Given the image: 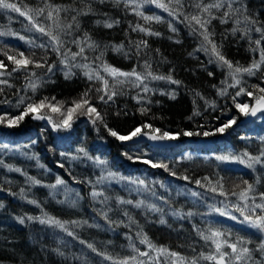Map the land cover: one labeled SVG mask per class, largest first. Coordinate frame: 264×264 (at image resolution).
I'll list each match as a JSON object with an SVG mask.
<instances>
[{"label": "trees", "instance_id": "obj_1", "mask_svg": "<svg viewBox=\"0 0 264 264\" xmlns=\"http://www.w3.org/2000/svg\"><path fill=\"white\" fill-rule=\"evenodd\" d=\"M12 2H16L22 10L25 5L35 9L44 7L45 4V0ZM47 2L69 9L67 12L61 11L58 15L62 26L71 23L72 16L77 15L72 9L87 13L77 16L79 29L74 31V36L82 38L86 33L92 41L101 46L124 45L120 52L114 51L111 47L103 49V60L108 65L122 71H131L135 67L138 72H143L142 63L147 59L154 74L171 75L172 79L180 83L151 80L149 77L145 83L152 91L145 94L140 89L121 85L118 89H123V94L113 97L114 102L109 101L107 104L100 102L94 90L100 86L99 81H89L83 74L84 70L78 68H72L74 75L66 79L64 71L67 69H64L55 53L51 51L45 53L43 49L30 47L28 43L33 41L39 45L46 42L48 37L37 32L28 20L18 13L0 10V31L18 34L0 37V51L16 55L18 59V53L23 51L33 60L44 57L48 63L55 64L51 80L37 89L35 95L37 101L45 96L55 97V101L52 102L64 101L66 108L71 106L73 100H78L86 89L93 88L89 93L92 106L104 116L108 128L122 135L129 134L136 127H141V132L151 133L152 129L158 128L173 135L183 131H214L229 117H234L236 124L226 129L224 134L190 137L180 134L173 148L162 149L145 144L126 145L124 144L126 141H119L110 136L103 125L97 130L88 117L79 112L75 114L70 130H53L47 120H33L31 115L26 116L18 127L8 128L0 125V161L3 162V165H0V204L3 205L0 207V264H110L93 253L85 244H81L80 240L93 244L100 251L113 257L123 258L137 255L129 248L130 241L126 238L128 236L132 237L131 243H135L141 251L147 250L136 237V233L141 230L157 247L167 248L190 260L200 252L207 254L209 251L205 241L193 230V225L202 230H206L210 225L220 228L225 233H231L233 240L244 237L251 242L248 247L257 248L264 236L248 227L246 223L217 214L214 209L224 207L221 203L224 197L207 191L205 187L197 186L194 181L201 179L202 184L210 187L202 180L203 177L207 176L213 182L223 177L224 189L229 193L233 190L239 192L245 188L244 181L253 184L258 192H264V166L256 165L253 170L237 162H222L216 159L217 156L235 155L244 151L257 155L264 149V114L253 121L245 122L246 116L239 113L231 99V94L240 86L254 91L255 97L264 95L258 89L252 88L253 85L264 87L262 82L264 65H261V71L256 72L254 76L244 74L241 85L228 88L229 95L222 97L218 90L224 87L221 81L225 79L226 73L215 63H209V56L204 52L196 51L200 47L202 37L194 34L186 22L173 20L167 12L155 5H144L139 10L146 15L161 16L163 19L160 22L144 21L142 17L136 15L134 5L125 8L123 2L117 4L115 0H47ZM163 2L167 4L168 0ZM197 2L199 0H188L190 4ZM237 7L248 17L256 20L259 26L264 27V0H236L233 8ZM227 10L225 0L223 8L219 11L214 8L212 12L220 17ZM184 11L193 13L198 10L186 6ZM30 14L35 15L34 12ZM244 14H230L227 23H221L219 18L213 19L208 28L212 33L210 39L217 44L222 54L233 64L239 63L247 67L253 60L259 61L261 51H264V40L257 46L254 41L260 38V33L254 30L248 33L252 43L242 31L233 33L234 27L240 29L254 27L244 20ZM46 15L47 9L44 13V16ZM206 15L205 13L204 16ZM44 16L38 19L44 26H51L55 31L56 25L53 20L57 19V13H53V20H45ZM237 19L241 21L239 25L235 24ZM97 21L100 23L97 24ZM106 21L119 23H113L112 28H107L104 26ZM169 21H172L173 27L176 28L175 32L169 29ZM137 24L159 32L160 35H146L138 30L133 31L130 25L134 27ZM193 24L195 25V22ZM195 27L199 28V25ZM19 36L25 39L21 40ZM71 38L65 37L69 40ZM140 40H146L148 48L142 49V54L137 57L135 46L130 42ZM67 46L73 52L78 51L75 45ZM81 46L85 47L84 55L88 60L84 61L77 57V62L91 63L98 52L88 49L87 44L82 43ZM124 51L129 52L128 57L124 55ZM31 53L35 55H30ZM0 60L5 61L9 72L15 67L3 55H0ZM92 67L95 68L96 64H92ZM29 69L39 74L45 71L34 69L32 65H29ZM209 71L213 73L212 76L208 75ZM100 72L111 84L113 78L104 73L102 68ZM44 79H47V76ZM0 80L8 81L6 84H0V89H3L0 100H11L15 104L17 94H25L24 88L28 81L24 70L14 72L11 76L0 77ZM9 84L12 87H9ZM162 92L165 94L162 95ZM196 93L200 95L197 96ZM27 95H32L31 90ZM147 101L151 103H146ZM205 101L209 103L206 104ZM236 101L248 103L251 107L255 99L242 94L236 97ZM213 102L215 108L211 106ZM142 106L149 109L144 114L140 112ZM197 109L200 115L194 116L193 112ZM42 111L51 115L54 120L58 121L61 118L59 114L51 113L48 109ZM117 112L120 115H116ZM5 114L10 118L18 112L7 104H0V115ZM97 124L99 125V121ZM144 124H150L152 128H143ZM201 125L204 126L203 129L199 127ZM80 147H84L92 158L99 157L107 161L105 176L111 171L119 178L96 185L97 191H103L104 195L109 197L107 205L94 201L90 195L92 185L101 175L103 166H97L93 160L84 158L82 153L77 152ZM125 153L131 155L133 159H128ZM137 157L166 164L176 175H171L162 167L152 168L141 162V159H136ZM17 168L21 171H15ZM184 176L189 177V180L180 178ZM29 177L39 183H32ZM57 178L63 179L66 183L54 189L50 186L55 184ZM139 180H144L145 185L129 183ZM193 191L199 195L192 196ZM117 197L132 200L134 203L144 201L145 204L161 207L167 222L159 223L160 213L149 211L145 207L137 209L131 205L118 204ZM101 199L103 197L97 198ZM230 199L235 201L236 197L230 196ZM164 200H167V203H164ZM107 208H111L108 215L115 222L111 225L98 215V210ZM173 210H178L182 214L191 212L193 215L181 219L171 215ZM228 210L231 211V208ZM124 211L129 212L133 223L123 215ZM44 213L61 221H80L79 226L67 224L78 239L68 236L58 228L40 224L38 220L27 219L42 217ZM236 215L239 217V213ZM21 218L24 219L23 224L19 222ZM85 221L86 223H83ZM211 247L214 249V246ZM151 255L157 257L160 264H171L176 259L154 251ZM143 259L146 258L138 257V260ZM260 259L261 253L254 252L253 261ZM129 264H137V261H129ZM153 264H156L155 260ZM200 264L209 262L201 260Z\"/></svg>", "mask_w": 264, "mask_h": 264}, {"label": "snow or ice", "instance_id": "obj_2", "mask_svg": "<svg viewBox=\"0 0 264 264\" xmlns=\"http://www.w3.org/2000/svg\"><path fill=\"white\" fill-rule=\"evenodd\" d=\"M117 4L123 2L125 8L130 5H134V10L136 15L142 17L144 21H162L161 16L154 15H146L143 11H140L144 5H155L157 8L162 9L167 12L173 20H179L181 23H187V26L190 27L191 31L194 34H198L202 37L200 47L196 49V51H202L206 55L209 56V63H215L222 70H225V79L221 81V84L224 87L218 90V94L223 96L229 95L227 89L231 87H236L241 85L243 75L251 77L256 74V72L261 71V65H264V51H261L259 61L253 60L252 63L247 66H241L239 63L233 64V62L229 61L222 52L218 49L217 44L210 39L212 33L209 31L208 26L213 19H220L221 23H227L228 17L230 14H244L241 8H233V3L236 0H226L228 10L223 13L222 16L217 17L213 14L212 9H216L219 11L221 8L225 6V0H213V2L205 3L204 0H199V2L195 4L188 3V0H168V3L165 4L163 0H115ZM193 7L197 9V12L188 13L185 12V7ZM47 9V15L44 16L45 10ZM0 10H8L10 12L18 13L20 16L25 17L29 24H31L32 28H34L37 32L43 34L48 37L46 42H42L39 45H36L33 41H29L30 47H38L43 49L45 53L51 51L56 54L58 60L62 65H64L65 78H71L74 73L72 72V68H78L84 70V75L88 78L89 81H99L100 86L95 87V92L97 94V99L100 102L107 104L109 101H113V97L123 94V89H118V86L121 85H129L132 88L140 89L143 93H148L152 91L148 87V84L145 83L146 80L150 77L151 80H163L173 84H179L180 82L172 79L171 75H158L154 74L151 71V63L149 60L145 59L142 63L143 72H138L135 67L132 68L131 71H122L113 66L108 65L103 60L104 51L103 49H107L111 47L114 51L120 52L124 49V45H103L92 41L90 37L85 33L82 38H78L74 36V31L79 29V23L77 21V16L81 14H87L82 12V10L72 9V11H76L77 15L72 16L71 23H68L66 26H62L59 23L58 15L61 11L67 12L69 9L62 8L61 6H54L45 0L44 7H37L35 9H31L28 6H24L23 10L16 2H12V0H0ZM35 13L32 15L30 13ZM57 13V19L53 20V13ZM207 14L204 16V14ZM44 16L45 20H53V23L56 25V30L54 31L51 26H44L43 22L38 18ZM204 17L203 19L201 17ZM181 17H183L181 19ZM244 20L247 21L248 24L253 25V28L245 27L240 29L238 27H234L232 29L233 33L236 31H242L244 35L248 36V33L251 31H255L256 33H260V38L256 39L254 43L259 46L261 41L264 40V27L259 26L257 21L248 17L244 14ZM199 25V28L195 27L193 24ZM100 21H97L99 24ZM113 23H119V21L114 22H105L104 26L107 28H112ZM241 21L237 19L235 21L236 25H239ZM168 27L172 32L176 31V28L173 27L172 21L168 22ZM133 31H139L141 33H145L146 35H160L159 32H155L150 28H146L143 25L137 24L134 27L130 25ZM5 35H18L11 32L0 31V37ZM65 37H72L70 40L65 39ZM19 39L24 40L23 36H19ZM249 42L252 43L251 36H248ZM83 44H87L88 49L98 52V54L93 58L91 63H80L77 62V57H80L82 60L87 61L88 57L85 54V47L81 46ZM133 43L135 46V55L139 57L142 54V49L148 48V42L146 40H140ZM72 44L78 48V51L73 52L70 47L67 45ZM210 45V47H209ZM159 50H157L158 52ZM146 55V53H144ZM0 55L6 57L7 61H10L12 65L11 71H8V66L6 65L4 60H0V77H4L5 75L11 76L12 73L24 70L25 77L28 83L24 88V95L17 94V99L15 104L11 100H0V104H7L9 107L17 110L18 114L12 117H8L7 114L0 115V125H5L8 128L18 127L19 123L25 119L26 116L31 115L33 120H47V122L52 126L53 130H70L72 128V123L74 121V116L77 112L81 115L87 116L89 121L93 124L94 127L99 130V126L103 125V127L108 131V134L112 137H115L119 141H130L133 137H137L141 135V127H136L134 130H131L129 134H119L116 130L108 128L107 121L104 116L101 115L100 112L97 111L95 106L91 104V98L89 93L93 91V88L86 89L80 96L78 100H73L71 102V106H67L65 108L64 101H55V97H42L38 101L35 99V95L37 89L42 87L44 84L48 83L51 80V76L54 75L53 68L55 64L48 63V60L44 57L40 59L33 60L30 56H26L23 51L18 53L19 59L16 55L9 54L7 51H0ZM30 55H35V53H31ZM124 55L126 57L129 56L128 51H124ZM99 63H96V62ZM92 64H96V67L93 68ZM29 65H32L34 69H45L44 73L39 74L34 70L29 69ZM47 66V67H46ZM103 69L104 73H107L109 76L113 78L112 83L110 84L109 80L105 78V76L101 75L100 69ZM62 69V70H64ZM209 76H212L213 73L211 71L208 72ZM47 76V79L44 77ZM123 77L124 79H119ZM231 81V82H230ZM262 82H264V74H262ZM8 83L7 80H0V84ZM12 87L11 84L8 85ZM253 89H258L260 93H264V87L259 85H253ZM31 90L32 95L28 96L27 92ZM3 92V89H0V93ZM162 95L165 93H161ZM246 94L249 97H253L255 99V104L250 107L248 103L237 102L236 97ZM199 96V93H196ZM140 96V92L137 93V97ZM137 97H133L136 99ZM174 98V97H173ZM203 99V97H201ZM231 99L235 108L244 116H252L256 117L258 112L264 113V95L259 97L254 96V91H249L245 87L240 86L238 90L231 94ZM114 102V101H113ZM140 102L139 100L137 101ZM146 103H151V101H147ZM208 104V101H205ZM23 106V107H21ZM215 108V103L213 102L211 105ZM48 109L51 113H57L61 117L58 121L54 120L51 115L44 114L42 110ZM63 109V110H62ZM149 109L145 106L140 108L141 114H144ZM126 114V113H125ZM116 115H120L119 112ZM193 115H200V112L194 110ZM191 119V117H189ZM99 121V125L97 122ZM236 124V119L234 117H229L227 121H224L221 126L215 128L214 131H183V136H193V135H215L216 133L224 134L226 129L232 127V125ZM143 128H152L150 124L142 125ZM203 129V125L199 126ZM152 132L155 134H145L148 136V139L152 141H174L178 139L180 134H170L168 131H161V129L155 128L152 129ZM243 139V137H242ZM3 147H7V145H3ZM78 153H82L84 158L93 160V163L97 166L101 167V175L92 185L93 190L90 195L92 199L100 204L107 205L109 197L104 195L103 191H97L96 185L102 184L104 182H110L113 179H119L114 172L108 171L107 176L104 175L106 171L107 161L102 160L99 157L92 158L89 156L88 151L84 147H80L77 149ZM63 155V153H62ZM128 159H133L131 155L125 153ZM77 157H73L75 159ZM136 159H141V162L144 164L150 165L152 168H164L165 171H168L171 175L175 176L176 173L168 168L166 164H161L157 162H153L150 159H142L137 157ZM217 160L222 162H237L239 164L244 165L250 169L255 170L256 165L264 166V149H261L259 154L253 155L247 151H244L239 154H229L217 156ZM0 165H3V162L0 161ZM63 165H61L62 167ZM15 171H21L19 168L15 169ZM186 181L189 180V177L184 176L180 177ZM29 180L36 184L39 181L29 177ZM203 181L207 182V185L210 187H206L205 184H202L201 179H197L194 183L197 186L205 187L207 191H211L214 194H218L221 197H224V200L221 203L224 205L223 208L217 207L214 211L222 217H227L231 220H239L240 223H246L248 227L255 229L257 232L261 233L264 236V192H258L256 187L253 184L244 181L243 183L246 185L245 188L241 189L239 192L235 190L229 193L224 189L223 177L217 178L215 182L207 176L202 178ZM191 182V181H190ZM66 182L57 178L54 185L50 187L56 188L57 186L64 185ZM91 183V182H89ZM129 183L138 184L140 186L145 185L144 180L139 181H129ZM257 183H259V179H257ZM192 196H198L199 194L195 191L191 193ZM79 197V194L77 193ZM230 196L236 197V200L233 201L230 199ZM98 197H103L101 200H97ZM31 203H36L35 201H30ZM74 203V202H72ZM118 204H126L131 205L134 208L145 207L149 211L160 213L159 223L165 224L167 221L164 219V211L161 207H158L154 204H145L144 201L133 202L132 200H125L123 198L117 197ZM164 203H167V200H164ZM0 207H3L0 204ZM229 207L231 211H229ZM111 211V208H107V210L100 209L98 210V215L101 216L102 219L105 220L106 223L110 225L115 223L109 218L108 212ZM239 213V217L236 215ZM123 215L127 217L130 223H133L132 217L129 215L128 211H124ZM171 215L178 218L191 217L193 213L188 212L186 214H182L178 210H173ZM242 217V219H240ZM28 220H38L40 224H46L50 227L58 228L67 233L68 236L73 237L74 239H78L76 234L69 230L67 227L68 223L79 226L80 221H61L60 219L49 216L47 213H44L42 217H27ZM21 224L24 223V219L21 218L19 220ZM83 223H86L83 222ZM122 223V221H121ZM193 230L196 234L205 241V245L209 247V251L207 254L205 252H200L196 256H193L190 260L187 257L181 256L179 253L174 251H169L164 247H157L152 243V241L147 237L143 231H138L136 233V237L139 240V243L145 245L147 250L141 251L135 243H131L132 237H126L130 243L129 248L132 249L134 253L137 255L126 256L123 258H116L109 255L106 252H102L96 247H94L91 243H86L84 240H80L81 244H85L88 249H90L97 256L101 257L104 261H109L110 264H129V261H137V264H153L155 260L156 264H160V261L157 257H153L151 253L154 251L159 254H163L166 257L176 258L171 264H200V261H208L209 264H264V239L261 240V243L257 246V248L252 249L247 245L251 243L246 240L244 237H237L235 240L232 239L231 233H225L222 229L216 228L214 226H209L206 230L200 229L198 226L193 225ZM224 237V239H221ZM210 242V244H209ZM214 246V249L211 247ZM225 249H230L231 251H226ZM195 251V249H193ZM261 253V259L258 261H253V253L254 252ZM63 255V253H59ZM138 257H145L146 259L138 260Z\"/></svg>", "mask_w": 264, "mask_h": 264}, {"label": "water", "instance_id": "obj_3", "mask_svg": "<svg viewBox=\"0 0 264 264\" xmlns=\"http://www.w3.org/2000/svg\"><path fill=\"white\" fill-rule=\"evenodd\" d=\"M255 103H253L254 105ZM252 105V106H253ZM264 114L262 112H258L256 117L252 116H247L245 122H250L255 120L259 115ZM145 134H155L153 132H141V135L137 137H133L132 140L126 141L124 144L130 145V144H145L148 145L149 147L157 148V149H162V148H173V146L176 145L175 140L174 141H152L148 139V136Z\"/></svg>", "mask_w": 264, "mask_h": 264}]
</instances>
